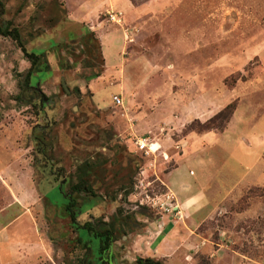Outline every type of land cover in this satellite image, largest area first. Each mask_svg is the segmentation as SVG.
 <instances>
[{"label":"rangeland","instance_id":"obj_1","mask_svg":"<svg viewBox=\"0 0 264 264\" xmlns=\"http://www.w3.org/2000/svg\"><path fill=\"white\" fill-rule=\"evenodd\" d=\"M3 1L2 18L50 68L19 86L30 63L0 35V264H80L58 180L84 209L78 222L114 217L115 263L133 264L144 254L133 253L135 240L148 236L152 247L157 227L145 226L165 213L146 195L166 191L159 177L179 153L178 169L191 178L221 169L218 190L211 182L205 191L223 197L226 212L198 232L224 246L210 257V245H183L166 264H264V187H250L251 215L231 208L264 164L252 165L264 154V0ZM229 103L222 132H198ZM144 136L160 145L154 153L136 148ZM45 164L58 180L46 167L41 175ZM80 176L89 191L71 193Z\"/></svg>","mask_w":264,"mask_h":264},{"label":"crops","instance_id":"obj_2","mask_svg":"<svg viewBox=\"0 0 264 264\" xmlns=\"http://www.w3.org/2000/svg\"><path fill=\"white\" fill-rule=\"evenodd\" d=\"M189 135L190 134H188L186 140L181 142L182 145H184L183 148H187L189 144L187 141ZM157 146L160 147L159 144ZM180 149L182 148H179V150ZM179 154H181L180 157L174 160L175 165L166 170L163 176L159 177V180L163 183L166 190L174 195L175 201L180 208V215L177 216L170 213H162L158 218H156V220H152L146 224L145 228L146 230H149L150 233H153L152 227H157V231L154 236H152L154 237L152 238L153 240H148L149 244L154 241L152 247L143 243L144 241H147L148 236L143 237L139 242L138 239L135 240V243L133 244L134 251H137L133 253L142 252L144 253L142 257L160 258L165 264L172 258L175 248L182 247L183 245H185L186 248H201L210 245L211 248H214L213 250H210L208 254L210 257L215 255V248H222L224 246L223 241L221 243H215L202 233L198 232V227L204 221L212 219L217 213L222 211L226 212L227 205L225 201H222L223 197L219 201H214V199L208 197L210 195H208L205 191L211 182L214 183H212L213 189L211 190V193L213 190H218L220 178L222 177L220 172L221 169L218 166L213 168H202L196 177L191 178L188 176L187 172H181L178 169L179 163L182 161L179 159L183 157L182 153ZM166 157H169V155ZM263 158V153L256 155L253 159L252 165ZM189 175H194V172L189 170ZM190 180L198 186V189H192L189 186ZM252 186L264 187V164L260 166V168L251 176L245 185H242V188L236 195L237 197L235 199H231L232 202H236L238 198L243 195L245 189ZM235 215L237 217L251 215L250 209L248 208L243 211L236 212ZM224 232L225 230L222 231V234ZM145 235L148 234L143 233L140 237ZM149 248L153 249L150 251ZM159 248H161V250ZM196 252L197 250L193 253Z\"/></svg>","mask_w":264,"mask_h":264},{"label":"trees","instance_id":"obj_3","mask_svg":"<svg viewBox=\"0 0 264 264\" xmlns=\"http://www.w3.org/2000/svg\"><path fill=\"white\" fill-rule=\"evenodd\" d=\"M5 11V3L0 0V35L4 37H10L14 40L17 46L22 51L24 57L29 61L30 65L23 74V79L18 80L19 86L30 87V82L33 74L39 71H47L50 66L45 56L42 53H36L29 51L25 47V40H23L20 29L11 25L10 21H6L2 18ZM98 74V72L96 73ZM19 75V74H18ZM96 76V75H95ZM235 109L234 103L227 104L224 108L219 110L211 118L206 120L198 128V132H222L230 119L231 114ZM189 129L193 130L192 123L189 124ZM74 193L89 191L87 181L83 177H79V180L70 186ZM263 192L260 196L264 195ZM255 193V189L249 188L233 205L231 208L235 212H240L249 207L250 199ZM84 209L76 198L69 196L65 205L64 212L69 217L70 224L76 231V241L81 245L82 256L80 264H117L116 255L109 248L117 239V222L112 217L109 220H105L104 217L88 218L83 222H78V216ZM207 221V220H206ZM204 221V222H206ZM202 223V227L205 223ZM133 264H165L160 258L155 257H137Z\"/></svg>","mask_w":264,"mask_h":264},{"label":"built area","instance_id":"obj_4","mask_svg":"<svg viewBox=\"0 0 264 264\" xmlns=\"http://www.w3.org/2000/svg\"><path fill=\"white\" fill-rule=\"evenodd\" d=\"M109 19L115 22H119V17L116 12H109L108 13ZM112 100L115 105H121L122 99L118 95L112 96ZM157 143L153 142L149 137H137L135 138V146L138 150L144 152L145 154L148 153H154L155 150L159 148V146H156ZM177 147V146H176ZM163 156H167L166 152L162 153ZM149 203L153 206L158 208L159 210L170 213L173 215L179 216L180 214V208L178 204L175 201L174 195L170 193L168 190L161 194H153L152 195H146Z\"/></svg>","mask_w":264,"mask_h":264},{"label":"flooded vegetation","instance_id":"obj_5","mask_svg":"<svg viewBox=\"0 0 264 264\" xmlns=\"http://www.w3.org/2000/svg\"><path fill=\"white\" fill-rule=\"evenodd\" d=\"M66 91V90H65ZM66 92H69V89H68V91H66ZM44 167H46V169L48 168V172H49V174H51L55 179H57L56 178V176L54 175V173L52 172V170H51V167H50V164H45V165H43L42 167H41V175H43L42 174V172H43V168ZM42 177V176H41ZM58 180V179H57ZM59 181V183H60V185H61V187H63V193H64V195L67 197V199L69 198V196H71L72 194H66L65 193V190H64V183L61 181V180H58ZM71 193H74L72 190H71ZM44 194V193H43ZM45 196V195H44ZM46 197V196H45ZM47 198V197H46ZM48 199V198H47ZM49 200V199H48ZM117 241V240H116ZM109 248H113V244L109 247ZM112 250V249H111ZM113 252V251H112ZM114 255V254H113Z\"/></svg>","mask_w":264,"mask_h":264},{"label":"water","instance_id":"obj_6","mask_svg":"<svg viewBox=\"0 0 264 264\" xmlns=\"http://www.w3.org/2000/svg\"><path fill=\"white\" fill-rule=\"evenodd\" d=\"M62 86H63V88H64L66 91H68V88L66 87V84H65L64 80H62Z\"/></svg>","mask_w":264,"mask_h":264}]
</instances>
